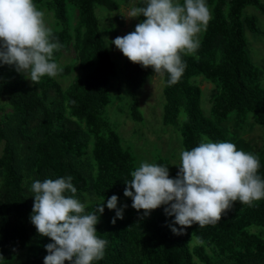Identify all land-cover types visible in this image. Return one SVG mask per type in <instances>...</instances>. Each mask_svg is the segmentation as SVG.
I'll use <instances>...</instances> for the list:
<instances>
[{
  "label": "trees",
  "instance_id": "16d2710c",
  "mask_svg": "<svg viewBox=\"0 0 264 264\" xmlns=\"http://www.w3.org/2000/svg\"><path fill=\"white\" fill-rule=\"evenodd\" d=\"M34 2L56 20L58 29L53 33L62 47L55 58L72 46L80 73L64 89L57 78L45 76L34 84L14 65L0 62V143L4 144L0 157V264H44L49 254L45 245L53 241L41 236L31 222V184L69 176L76 195L91 193L106 200L116 195L121 202L117 209H123V219L117 218L113 224L117 209L103 205L96 227L107 245L103 258L93 264H264V199L252 206L236 201L217 223L193 224L177 235L172 228L181 226L165 212L170 205L145 216L124 195L131 172L139 165L107 115L117 68L96 13L97 7L117 12L120 4L116 0ZM68 3L78 12L74 27ZM146 3L138 0L136 7ZM210 6L211 20L199 49L183 56L186 68L180 80L169 84V75L163 73L162 123L179 133L184 150L198 146L203 137L227 141L221 125L232 114L240 125L253 115L255 123L264 126V85L260 68L249 55L246 36V29L259 33L258 19L245 14L248 7H254L264 15V4L261 0H211ZM138 19L143 22L146 18ZM117 21L124 26L123 17ZM71 73L72 67L66 66L59 76ZM122 73L130 117L142 123L139 91L154 70L126 57ZM199 78L217 89L210 117L202 107ZM246 152L258 155V175L264 179V148ZM155 164L168 166L172 176L167 159L157 156ZM97 206L87 205L86 212Z\"/></svg>",
  "mask_w": 264,
  "mask_h": 264
},
{
  "label": "clouds",
  "instance_id": "9594fccd",
  "mask_svg": "<svg viewBox=\"0 0 264 264\" xmlns=\"http://www.w3.org/2000/svg\"><path fill=\"white\" fill-rule=\"evenodd\" d=\"M141 16L146 19L135 31L112 43L132 63L151 67L156 74L166 72L169 84L177 83L186 68L183 56L199 49L200 34L211 20L206 0H147L146 6L132 8L126 18ZM61 47L34 0H0V62L14 65L38 84L42 77L55 78L63 72L54 56ZM260 166L257 154L229 141L203 137L198 146L180 152L176 178L170 177L168 166L144 161L131 172L124 195L145 216L170 205L165 212L181 226L172 228L180 235L193 224L217 223L236 201L252 206L264 199ZM30 190L34 196L31 222L41 236L53 241L45 245L49 254L44 264H93L103 258L107 241L97 235L96 227L103 202L86 212L71 176L35 180ZM117 203L113 195L107 208L117 209ZM117 218L123 219V209H117L113 224Z\"/></svg>",
  "mask_w": 264,
  "mask_h": 264
},
{
  "label": "rangeland",
  "instance_id": "374dc122",
  "mask_svg": "<svg viewBox=\"0 0 264 264\" xmlns=\"http://www.w3.org/2000/svg\"><path fill=\"white\" fill-rule=\"evenodd\" d=\"M120 4L117 12H110L104 7H97L96 13L100 21L102 34L107 46L111 50L113 60L116 64L117 74L112 79L110 86V94L112 103L108 107L107 115L112 122L116 131L122 138L123 145L132 149L137 159V165L147 161L155 163V158L161 156L169 161L172 171L171 178H176L179 172L180 152L184 150L182 139L171 127H165L162 123L163 107L165 98L163 95L164 79L163 73L156 74L149 78L145 86L139 91L140 109L143 113L144 121L142 123L134 122L130 117L129 99L125 92V84L123 78V68L126 57L112 43L117 37L127 35L130 31H135L137 24L141 23L136 18H126L129 11L137 6L138 0H116ZM183 0H180L182 3ZM211 0H206V4L211 13ZM264 4V0H261ZM68 11L71 24L74 27L78 20L77 10L68 3ZM246 15H255L258 19L259 33H252L246 29L248 39V52L253 63L260 68V81L264 85V15L254 7H248L245 10ZM124 18V26L118 24L117 18ZM45 22L52 30L58 29L57 23L53 15L45 14ZM117 31V35L115 32ZM204 32V31H203ZM203 32L200 34L202 39ZM62 68L66 66L72 67V73L61 77L57 75L55 78L61 86L66 89L74 78L80 73L76 63V53L74 48L64 51L60 58H56ZM27 76L26 73L22 72ZM30 80V77L27 76ZM198 84L203 90L202 107L207 117L211 116L213 99L217 92L214 84L199 78ZM2 114L0 113V116ZM227 141L234 143L240 150H252L258 152L264 148V126H259L254 121V116L250 115L248 121L244 125H240L236 121L235 114H232L222 125ZM4 144L0 143V157L2 155ZM81 202L89 205L103 202L107 207L106 199L98 198L91 193H83L77 195ZM121 206L118 201L117 207Z\"/></svg>",
  "mask_w": 264,
  "mask_h": 264
}]
</instances>
